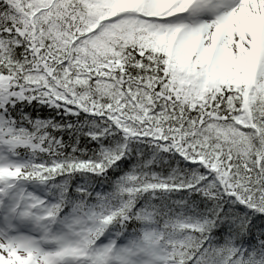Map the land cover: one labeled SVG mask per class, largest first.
<instances>
[{
    "label": "snow or ice",
    "instance_id": "obj_1",
    "mask_svg": "<svg viewBox=\"0 0 264 264\" xmlns=\"http://www.w3.org/2000/svg\"><path fill=\"white\" fill-rule=\"evenodd\" d=\"M0 264H264V0H0Z\"/></svg>",
    "mask_w": 264,
    "mask_h": 264
}]
</instances>
